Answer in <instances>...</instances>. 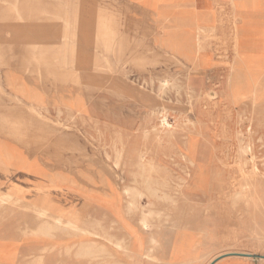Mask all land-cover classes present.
Returning a JSON list of instances; mask_svg holds the SVG:
<instances>
[{
	"label": "rangeland",
	"instance_id": "obj_1",
	"mask_svg": "<svg viewBox=\"0 0 264 264\" xmlns=\"http://www.w3.org/2000/svg\"><path fill=\"white\" fill-rule=\"evenodd\" d=\"M72 3L77 6L42 8L41 20L51 22L59 17L63 22L41 24L43 42L38 43L43 46L29 41L33 44L29 55L19 54L20 39L7 40L13 32L0 24V129L7 128L9 144L17 142L29 153L41 155L44 166L41 182L31 183L24 177L20 182H12L13 178L0 182V194L12 191L13 199L24 196L22 201L14 199L16 204L0 202V264H78L72 254L62 252L64 247L74 249L78 241L75 235L56 234L53 228L50 232L57 235L53 244L41 237H28L40 222L33 209L27 208L29 202L40 204L34 190L37 187L39 194H43L44 175L62 173L64 179L54 182L49 197L61 206L68 200L78 206L86 204L87 216L100 220L102 231L115 233L110 228L113 217L102 206L109 201L105 195L108 187L102 180L115 189L120 206H124L122 188L141 182V177L133 175L134 166L129 164L130 158L139 154L156 162L161 175L168 177L166 192L170 196L153 200L152 208L161 210L158 220L147 231L136 229V253L120 256L123 264H147L141 257H133L148 254L146 241L150 238L171 240L172 251L182 249L177 246L181 241L187 250L201 243L211 256L227 250L263 255L264 243L256 239L262 238L264 242V179L258 176L252 182L262 183L263 191L262 202L255 207L249 202L251 193L243 192L247 181L239 168L247 176L255 165L264 174V99L258 117L251 120L248 117L253 109L249 100H241L231 108L224 100L215 98L219 95L225 62L234 55L237 20L230 17V7L217 6L214 23L207 25L206 33L201 31L200 39L196 38L197 31L189 30V38L196 34L193 47L199 51L194 61H189L183 58L184 51L175 48L185 42L183 33L178 32L180 20L175 19L179 15L174 8L164 10L167 18H172L169 24L167 20L156 24L151 13L137 11L126 2ZM28 9L34 10L30 6ZM15 10L7 6V0H0V21L12 16ZM15 16L19 20L16 12ZM10 20L8 17L7 21ZM255 20L260 22L264 16L257 15ZM15 32L17 36L19 30ZM153 37L157 43L160 37H166L169 50L158 47ZM13 44L16 54L7 55V47ZM26 65L40 70L20 68ZM7 73L13 86L7 85ZM18 86L28 95L40 92L43 103L14 91ZM165 115L170 127L158 130L160 118ZM189 138L194 139V150L202 158V166L208 169L212 184L213 176H218L212 191L204 194L186 187L194 170L184 157ZM246 145L250 150L239 158V146ZM117 153L122 157L119 167L113 162ZM179 181L181 187L176 191L174 182ZM219 186L221 194L216 189ZM249 216L259 218L261 231L253 232L251 225L242 223ZM186 220L191 223L187 225ZM173 223L178 225L174 227ZM226 235L230 240L225 243L222 237ZM233 239L234 246L220 249V244L234 243ZM47 245L51 249L42 253L40 263H34L37 251ZM102 259H85L80 264H104Z\"/></svg>",
	"mask_w": 264,
	"mask_h": 264
},
{
	"label": "bare ground",
	"instance_id": "obj_2",
	"mask_svg": "<svg viewBox=\"0 0 264 264\" xmlns=\"http://www.w3.org/2000/svg\"><path fill=\"white\" fill-rule=\"evenodd\" d=\"M221 4H226V6L230 7L231 9L230 17H233L235 20H237V22L235 26L236 33L234 36L235 39L234 47H233L234 55L232 60H228L227 62H225L224 76L221 79L219 95L216 94L215 98H217L218 101L220 99L224 100L226 104H228V106L231 108L239 104L241 100L244 99L249 100L250 106L252 107L253 111L251 112V116L248 117V119L254 120L255 117H258V113L261 107L260 102L264 99V20H261L260 22H257L255 20V16L257 15H262V17L264 16V0H220L219 6H222ZM175 19L176 20L185 19L187 22H189V24L187 25L189 29L190 27L194 26V28L197 31V39H200L201 31H204L206 33L205 28H208L207 27L208 24L214 23V19L211 17L194 18L192 16H186V17L176 16ZM183 26L184 25H180V27ZM209 28L212 29L213 27L210 26ZM191 45L186 46L185 49H183V45H182L181 50L186 53L183 55L184 59L189 61H194L193 58L195 56H198L197 53L199 51H197V49H195ZM205 75H207V73ZM6 80L8 86H13V80L10 79V75L8 73ZM162 83L163 85L167 84L166 81H162ZM186 85L188 87L190 86L189 83H187ZM14 89H15L14 91L20 93L21 95H28V92H26V90L21 86L15 87ZM28 96L37 103L42 102V98H41L42 95L38 91H34ZM187 96L190 97L191 95H187ZM160 119L161 120L159 122L158 130L168 129L170 125L167 116L165 115ZM256 123L260 125V121H256ZM194 143L195 142L193 138H189V140L186 142L184 157L190 164L194 166V170L190 175L189 180L187 181L189 183L186 184L187 186L183 184V187L186 186L188 188H191L192 190H195L197 192H202L204 194L209 192L210 189L212 191V185L214 184V182H216L214 180L218 178V176L215 175L213 176L214 178L212 184L211 181L212 178L210 179V173L208 169L202 166L201 164L202 158L200 159L199 153H197L194 150L195 149ZM249 147H250L249 145H246L244 147L239 146L238 157L241 158L244 153L248 152L251 148ZM130 159L131 160L129 161V164L134 166L133 175L136 177L137 176L141 177V182L135 181L133 185H125L122 188V192L126 197V199L124 200L125 201L124 206L122 207L120 206L119 198H117L115 189L113 190L110 184L102 180L103 185L108 187V189L106 188L108 191L105 192V195L107 194V197L109 199V201L105 202L104 204L102 203V206L108 208L110 214L113 217V219L110 221V228L116 231L118 234L116 232L112 233L108 231H102L101 230L102 225L100 220L89 218L87 216L85 211V209L87 208L86 204L85 205L80 204L78 206L76 205V202L72 200H68L69 202L66 201L65 203L62 204V206L65 208L62 209V206L59 204V202H56L55 200H53V198H50L49 197V194L51 192L50 188L54 186V184H56L54 182L58 180L62 181L64 179V176L61 175L62 173L60 174L58 172H55L50 175H44L45 184L42 186V189L45 192L43 194H39V192L37 191V187L36 190H34V193L36 194L37 200L39 201L40 204H35L34 202L28 203L29 206L27 208L33 209L36 215V219L40 221L38 223L36 231L29 233L28 237H32V238L41 237L44 240H46L48 244H53L54 239L56 238L57 235L51 233L50 231L51 229L54 228V230H56L55 232H57L56 234H67L70 237H73L75 235L77 237L78 241L75 243L74 249L70 247H64L62 249V252L65 255L72 254L71 256L75 259V261L78 262V264H80V261H83L85 259H87L88 261H92L95 259L101 260L102 258H103L102 260H105L104 264H123L122 261L120 260V256L131 257L133 252L136 253L135 250L136 247L134 244L136 237V229L140 228L141 230L147 231L150 227L154 225V220H158L161 210H156L152 208V206L155 204L153 200L155 198L165 199L170 196L169 193L166 192V190L169 188L168 186L169 179L168 177L161 175L156 162L152 160H148L147 158H145V155L143 154H139L136 157ZM121 161H122L121 154L117 153L113 160L114 166L119 167L122 163ZM252 167H253L252 170H250L251 173H249V175L247 176L244 169L239 168L243 180L247 181V184L243 186L244 188L242 186L241 187L243 188L244 193L246 194L248 192L251 193V195L250 194L249 195L251 196L250 198H252V201L249 202H252V204L255 207H257L262 202V196H263L262 183L255 184L252 182L255 181V179L258 176L264 179V174H262L261 171L257 167H255V165H253ZM180 181L178 183L174 182V189L176 191H178L181 187ZM235 186H236V182H235ZM237 186H238V182H237ZM216 189H218V192H220L221 186H219V188ZM2 193L3 194H0V202H4V201L6 202L7 200L8 203L16 204L17 202H14L13 201L14 199L19 201L24 200V196L13 199L10 194L13 193L15 194V192L12 193V191H9L7 193L2 192ZM232 195H234V193H232ZM244 196L241 197L244 198ZM28 199H32V198L29 197ZM247 201L248 200H243L244 203H246ZM233 203L234 204L232 206L234 207L236 205V201L234 200ZM235 222H237V220H235ZM185 223L189 225L191 221L186 220ZM242 223L244 224L247 223V225H251L253 227L251 229L253 232L256 231L258 232V230L261 229V227H259L260 220L257 217L249 216V218H247V222H242ZM177 225L178 223H173L174 227ZM203 234H205L208 238L213 239V237L208 233L204 232ZM256 236L258 235H255V237ZM222 238L225 243L228 240H230V237L228 235L223 236ZM256 240H258L261 243H264L262 241V238H258ZM233 242L234 243L231 244H220V249L224 248L225 246H231V245L234 246L236 244L235 240ZM49 249H51L49 245L45 247H41L37 251V254H35L37 255V257L35 256V259H37L36 261H41L42 253L47 252ZM193 250L196 251V249ZM205 252L206 253L202 254V257L210 256L211 254L210 251L205 250ZM237 252L241 253L239 251H234V250H227L224 253H237ZM145 256L147 257L148 254H145Z\"/></svg>",
	"mask_w": 264,
	"mask_h": 264
},
{
	"label": "crops",
	"instance_id": "obj_3",
	"mask_svg": "<svg viewBox=\"0 0 264 264\" xmlns=\"http://www.w3.org/2000/svg\"><path fill=\"white\" fill-rule=\"evenodd\" d=\"M76 0H7V6H10L12 9H16L12 12V16H7V18H3L0 21V24H5L6 30H10L9 32H13V35L7 37V40L14 41L16 39H20V49L21 55H29L31 48V43L29 41H37V46H43V25L46 24H58L62 23L59 17L57 20H51V22L41 20L40 13L42 12V8L52 7L53 6H70L76 7V4H73ZM78 1V0H77ZM84 1V0H82ZM88 1V0H87ZM91 1V0H90ZM108 1V0H107ZM119 2H126L139 11H148L153 15V22L156 24L163 20H167L168 24L171 22L172 18H167L169 16L164 14V10L174 8L176 10V14L182 17L192 16L194 18L201 17H211L215 19V11L217 6L220 3V0H115ZM200 2V3H199ZM30 4V5H29ZM71 4V5H70ZM81 4H79L80 6ZM34 8V10H29L28 8ZM86 6V5H85ZM18 11V12H17ZM15 12L18 14L19 20H15ZM71 16V15H68ZM157 17V20H154ZM11 18L8 22L7 19ZM56 19V18H55ZM196 20V19H195ZM180 25H184L180 27L178 32L183 33L185 43L176 44V50H181L182 45L183 49L186 46L191 45L193 42L195 44V34L192 35V38L188 37V32L194 31L196 29L194 26L187 27L189 22L185 19H181L179 22ZM20 25V27H17ZM10 26V27H9ZM16 26V28H15ZM170 28V26H169ZM19 30V34L17 36L14 35V32ZM16 33V32H15ZM194 36V38H193ZM164 38V39H161ZM168 38V37H167ZM154 42H156V37H153ZM24 42V43H23ZM157 43V42H156ZM15 44V43H14ZM11 45L7 47V55L16 54L15 49L17 47L15 45ZM158 47H162L163 49L169 50L168 43L166 44V37H160L159 42L157 43ZM36 45V44H34ZM23 66V65H21ZM25 71H39L40 69L37 67H32L26 65V67H20ZM10 139H7V128L0 129V182L7 183V181L11 178L12 182H20V178H28L31 183L41 182L43 179V159L41 155L29 153L27 148H24L22 145H19L17 142H12L13 144H9ZM11 143V142H10ZM42 145V144H38ZM36 145V147H38ZM27 181V180H26ZM28 182V181H27ZM148 244V258L146 256H141V258L146 261L147 264H264V256L256 255L251 253H222L214 256L202 257V254L206 253L205 248L200 243L195 244L191 247L190 250H187L188 247L186 245L182 246V242L180 241L178 247L182 248L180 251H172V241L167 239H150L146 241ZM150 242V243H149ZM175 246V245H174ZM184 248L186 250H184ZM193 249H196L194 251ZM178 253V254H174ZM247 254V255H246ZM72 257V256H71ZM35 258V257H34ZM135 260L139 259L140 256L138 254L135 255ZM257 260H255V259ZM37 260V259H36ZM75 260V259H74ZM34 263H40V261H35ZM134 264V263H133Z\"/></svg>",
	"mask_w": 264,
	"mask_h": 264
}]
</instances>
